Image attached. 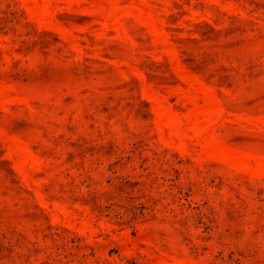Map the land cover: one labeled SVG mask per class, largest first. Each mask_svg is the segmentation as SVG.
<instances>
[{"label":"rangeland","instance_id":"obj_1","mask_svg":"<svg viewBox=\"0 0 264 264\" xmlns=\"http://www.w3.org/2000/svg\"><path fill=\"white\" fill-rule=\"evenodd\" d=\"M0 264H264V0H0Z\"/></svg>","mask_w":264,"mask_h":264}]
</instances>
